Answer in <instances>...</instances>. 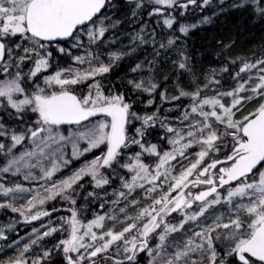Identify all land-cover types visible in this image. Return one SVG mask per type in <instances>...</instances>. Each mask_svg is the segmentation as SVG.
<instances>
[{"label":"snow or ice","instance_id":"6c2138e0","mask_svg":"<svg viewBox=\"0 0 264 264\" xmlns=\"http://www.w3.org/2000/svg\"><path fill=\"white\" fill-rule=\"evenodd\" d=\"M223 3L217 5L221 10ZM210 4L125 0L130 14L115 19V0H0V209L18 213L25 223L48 220L5 243L2 250L16 252L0 264H52L53 250L62 252L64 264H138V253H147V264H264V50L225 56L221 67L201 76L181 45L159 91L162 103L174 104L165 113L182 106L180 116H160V105L140 115L127 102L137 93H156L154 71L162 50L167 63V50L179 39L176 31L187 34L196 27L181 18L190 6ZM231 7H247L264 19V0H240ZM145 12L155 18V27L143 20L138 30L121 32L130 38L127 53L108 50L120 39L108 34L135 25ZM165 31L173 33L166 43ZM218 43L224 52L231 46ZM149 44L154 56L147 66L141 61L129 70L147 76L125 83L128 73L123 74L119 91L115 81L102 82L126 55ZM61 57L71 62L62 66ZM173 76L177 95L168 91ZM184 76L187 89L180 84ZM184 99L189 103L182 105ZM134 121L138 125L129 134ZM156 124L161 143L146 139ZM94 150L99 154L84 159ZM145 154L156 162L145 163ZM80 159L78 168L57 178ZM89 177L92 190L78 208ZM137 191L142 198L132 199ZM49 201L70 204L71 215L53 221L44 208ZM96 203L108 211H93L83 224L81 214ZM14 223L0 227V239H10L5 229ZM65 232L66 238L46 244Z\"/></svg>","mask_w":264,"mask_h":264},{"label":"trees","instance_id":"16d2710c","mask_svg":"<svg viewBox=\"0 0 264 264\" xmlns=\"http://www.w3.org/2000/svg\"><path fill=\"white\" fill-rule=\"evenodd\" d=\"M115 3L121 7L124 8L125 1L124 0H115ZM126 11V10H125ZM130 14V12H123L116 15L118 19H121L124 15ZM216 21L213 22V26H209L204 29H199L196 31H193L191 34V37L186 40L188 45V52L191 56V62L193 63L195 69L200 72L201 76L205 69L208 68H219L222 66V63L225 59V56H249L252 52H259L264 47V19L256 18L251 11L247 7L242 9H235V10H229L226 11L224 15H220V17L215 19ZM171 32V31H169ZM107 38V37H105ZM166 41V38H164V43ZM223 42L225 44L230 43V48L224 52L222 44L218 42ZM67 45V44H65ZM124 47H121V46ZM116 48H119L121 51L124 49H127L128 47L122 42L117 41V43L108 50H114ZM224 52V54H220ZM78 52H73L74 55H76ZM175 52L173 50L167 51V56L169 57L168 62H164V54L162 53L161 57L158 58V64L154 71V82L158 83V90L156 93L152 96L155 97L153 100V105H149L148 107H144L145 103L147 102V99L149 98V94L147 93H137L133 95L136 98V102H134V98H132V101L130 97L128 98V101L130 104L133 105L132 109L135 110V112L139 113L140 115H143L145 113H152L155 111L156 105L158 104L159 97V91L163 90L164 88V76L167 73L171 72L172 64L171 61L176 59V56L174 54ZM56 55V54H54ZM154 56V52L152 50V46L144 45L143 48L138 49L136 53L131 54L130 57H128L127 60H122L120 64L116 66V68L112 69L111 74H106L103 78L104 84H111L113 81L117 83V88L115 90L119 91L122 90L119 88V77H121L125 73H130V69L135 66V64L138 62L143 61L145 66H147V61L151 60ZM106 57V56H105ZM104 57V58H105ZM136 76H147V71L138 72L136 74H133ZM128 77H124V81L126 83ZM174 76L172 79H169V95H175L177 92H175V88L173 87L174 84ZM181 86L188 88V77L184 76L180 80ZM86 92V91H85ZM251 109V108H249ZM248 109V110H249ZM245 113V112H243ZM242 114V113H241ZM117 183V182H116ZM91 188L85 187L84 190L81 191L80 197H78V204L77 207H80V204H82L83 196L86 192L91 191ZM94 205H91V208H94ZM90 210L84 212L81 214L82 218H88L90 214ZM51 219H55V215L50 216ZM45 222H48L46 218H43ZM41 220V221H42ZM40 221H35L34 223L30 224L27 228L20 231L21 235L26 236L32 228L38 225ZM7 235V234H6ZM8 236V235H7ZM16 236V235H15ZM13 235H10V237H15ZM9 237V236H8ZM7 241L3 240V243H7ZM27 242V240H25ZM22 247V246H21ZM15 253L13 250H2L0 253V260H5L8 257L13 256Z\"/></svg>","mask_w":264,"mask_h":264},{"label":"rangeland","instance_id":"374dc122","mask_svg":"<svg viewBox=\"0 0 264 264\" xmlns=\"http://www.w3.org/2000/svg\"><path fill=\"white\" fill-rule=\"evenodd\" d=\"M220 2H221V0H211V4L209 6H205L202 9L201 8H196V9L193 10L191 8V6H190L188 12L185 14V16L183 18H181L180 22L187 23V24H196V27L189 28L187 34H181L178 31H176L175 34H176L177 37H179V39L176 40L175 43H174V45L171 46L167 51L173 50L175 52V48L180 47L181 45H183L186 48L187 53L189 55L188 45H187V41L186 40L189 38V36L191 37V34L193 33V31H196V30H199V29H204V28H207L209 26H213L212 24H213L214 21H216L215 19L218 18V17H220V15L221 16L224 15L226 11L245 8V7H242V8L231 7V5L233 3H237V4L240 3V0H224L223 6H222V10H221V8H218L217 7V5L220 4ZM127 11L130 12V10H128L125 7L124 8L118 7L117 10H116V13H115L114 18L115 19H118L116 17V15H118L119 13H123V12L125 13ZM213 12H215V15H213ZM175 15L179 18V10L175 13ZM204 16L210 17L209 21L208 22H205V23H198V21L203 20V17ZM143 20H147L148 21V24L150 25V29L152 27H155V24H156L155 18L154 17H148L147 16V13L145 12V13L142 14L141 18L137 21V23L135 25H132L131 27H128V26L119 27L115 31V33H111L110 32L108 35L115 34L117 37H120V39L118 41H122L128 47L130 38L129 37L121 36V32L128 33V32H131L133 29L138 30L139 29V26H140V23ZM175 27L178 29L179 25L176 24ZM157 31H160V29L157 28ZM172 34H173L172 31L171 32L165 31L163 33L164 38H166V41L165 42H167V37L170 36V35H172ZM64 46L65 47H68V45H64ZM143 47H144V45H141L139 47V49L140 48H143ZM262 50H264V47L259 52H257L256 54L259 55V53ZM122 52L127 53L128 52V48L122 50ZM162 53H163V50H162ZM54 54H56V53L54 52ZM79 54L80 53L78 52L76 55H79ZM130 56L131 55H126L123 59L124 60H127L128 57H130ZM55 58H56V55H54V59ZM104 59H105V62H107V57H105ZM121 61H119L118 64H120ZM69 62H71L70 61V58L61 57V64H62V66H66V64L69 63ZM138 62H139V60H138ZM190 63L193 65V63L191 61H190ZM114 68H116V67H114ZM54 70L55 69H53V71ZM126 77H128L127 79H136V80H139L141 78L140 76H136L135 77V75H133L132 73H128V75ZM81 87L83 88L84 91L87 92V83H84ZM174 91L177 92L176 90H174ZM177 94H175V95H177ZM132 98H134L133 104H134V102L137 103L136 102V98L133 95L130 96L131 101H132ZM148 99H153L154 100L155 97L154 96H149ZM158 100L159 101H158V104L157 105H160L159 115L160 116H166L167 119H169V120H172L174 118L179 117L180 114H181V112L184 110L183 107L181 106L180 111H173L172 113H165L164 110L167 109V108L174 107V104L171 103V102H168V101H165V102L162 103L160 99H158ZM188 103H189V101L187 99H184L182 101V105L183 104H188ZM148 106L149 105H147L145 103L144 107H148ZM156 110L157 109L155 108V111ZM249 110H251V109H249ZM132 111H135V110L132 109ZM244 114H246V112L245 113H242L241 115H244ZM236 118L239 119L240 117L237 116ZM137 125H138V122H135L134 121L133 122V127L132 128H129V134H131L134 131V127L137 126ZM64 127H67V126H64ZM162 134H163V132H162V129L159 127V124H156L150 130V132L147 135L146 139L149 140V141H151L152 143H161V141H159L158 137H160ZM164 143L166 144V141ZM138 150H139L138 147L137 148H133V152L138 151ZM160 151H163V149H160ZM195 151H197V149L195 147H193V149H192L193 156H194ZM69 153H70V146H69ZM98 154L99 153L94 150L93 153L86 154V156H85L84 159L91 160L94 155H98ZM146 157H147V154H145V159H144V162L145 163H152V164H154L156 162V160H149ZM84 159H80L79 161H73V163L71 164V166L69 168H67V169H61L60 170V175H58L57 178H60V176H63V175L70 174V172L73 169L78 168L80 166V164H82L84 162ZM188 162H191V161H188ZM124 171H126V170H123L121 172V175L124 174ZM176 171H179V168H177ZM116 182L113 184L112 187H117L118 186L119 181L117 180ZM84 183H85L86 187L92 189V185L90 183V177L89 178H86L85 181H84ZM105 190L108 191L109 193L112 191L111 188H107V187L105 188ZM164 190L167 191V188H165ZM142 195L143 194L140 191H137L131 198L132 199L142 198ZM112 198L113 197H111V196L108 197V199H112ZM148 203H150V201H148ZM121 206H123V205H121ZM70 207H71L70 204H67V203H65L63 201H56L55 203H53L52 201H49L44 206V208L50 212V216L51 215H55L56 216L55 219H52L53 221H57V218L60 217V216H64V217L70 216L71 213L68 211V209ZM140 207H143V203H141ZM52 208H55L56 211L55 212H52L51 211ZM93 211L102 213V212L108 211V209L105 208V209L102 210L99 207V203H96L95 204V207L90 210V214H89V217L88 218H82L80 216L81 222L83 224H87L88 220H91L93 218ZM130 211L131 212H134V211H136V209H131ZM42 219H43V217L40 218V220H39L40 222L38 223L37 226H35V228H38L39 229L40 226H41V224H47L48 223V222H45ZM13 221H15V223L13 224V228L10 229V230L9 229H5V233L9 237H10V235H13V236L16 235V236L15 237H10V239H8V242L7 243H11V240L18 239L19 237H24V235H21L20 231L23 230V229H25V228H27L30 224H32V223L35 222V221H31V222L25 223L20 218V216H19L18 213H12L10 210L0 209V227H3L7 223H12ZM173 222H175V221H173ZM108 226H111V225H108ZM29 233H31V231ZM67 235H68L67 232H65L63 236L60 233H55L53 235V237H49V238L46 239V244L48 246H51V245L55 244L57 241H59L60 239L66 238ZM3 240L4 239H0V242H1L0 250L4 249L5 243H3ZM12 250H13L14 253L16 252V249L15 248H13ZM1 252L2 251H0V253ZM56 254H57L56 251L53 250L52 255H56ZM31 255H32V253L30 252L29 253V256H31ZM59 255H61V257L63 258L62 252ZM146 257H147V253H138L137 254L138 264H147ZM62 264H64V262Z\"/></svg>","mask_w":264,"mask_h":264},{"label":"flooded vegetation","instance_id":"af4514ba","mask_svg":"<svg viewBox=\"0 0 264 264\" xmlns=\"http://www.w3.org/2000/svg\"><path fill=\"white\" fill-rule=\"evenodd\" d=\"M51 260L52 264H62L64 262L63 258L59 254L52 255Z\"/></svg>","mask_w":264,"mask_h":264},{"label":"water","instance_id":"95a60500","mask_svg":"<svg viewBox=\"0 0 264 264\" xmlns=\"http://www.w3.org/2000/svg\"><path fill=\"white\" fill-rule=\"evenodd\" d=\"M253 259H255V258H253Z\"/></svg>","mask_w":264,"mask_h":264},{"label":"bare ground","instance_id":"6f19581e","mask_svg":"<svg viewBox=\"0 0 264 264\" xmlns=\"http://www.w3.org/2000/svg\"><path fill=\"white\" fill-rule=\"evenodd\" d=\"M125 1V0H124Z\"/></svg>","mask_w":264,"mask_h":264}]
</instances>
